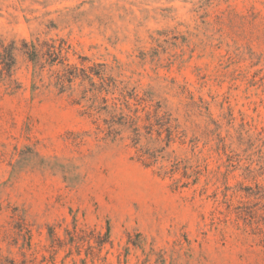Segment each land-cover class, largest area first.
<instances>
[{"label": "rangeland", "instance_id": "1", "mask_svg": "<svg viewBox=\"0 0 264 264\" xmlns=\"http://www.w3.org/2000/svg\"><path fill=\"white\" fill-rule=\"evenodd\" d=\"M13 43L0 264H264V0H0Z\"/></svg>", "mask_w": 264, "mask_h": 264}, {"label": "trees", "instance_id": "2", "mask_svg": "<svg viewBox=\"0 0 264 264\" xmlns=\"http://www.w3.org/2000/svg\"><path fill=\"white\" fill-rule=\"evenodd\" d=\"M25 54L28 56L29 60L33 63L37 62L39 59V54L35 47L29 45L27 42H24ZM16 44L11 45H2L0 48V79H12L15 68L17 66L16 58ZM66 52L65 44L60 43L59 45L53 44L49 46L48 56L51 60V64L55 65L56 63L65 65L67 61L64 56Z\"/></svg>", "mask_w": 264, "mask_h": 264}]
</instances>
